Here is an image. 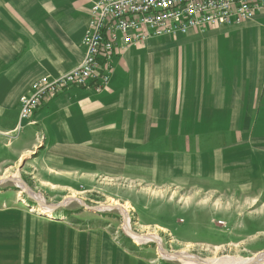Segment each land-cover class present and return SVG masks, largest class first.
Segmentation results:
<instances>
[{
    "label": "crops",
    "instance_id": "1",
    "mask_svg": "<svg viewBox=\"0 0 264 264\" xmlns=\"http://www.w3.org/2000/svg\"><path fill=\"white\" fill-rule=\"evenodd\" d=\"M95 1L0 0V167L38 154L29 176L50 193L135 171L156 179L177 170L202 180L216 170L217 178L242 193L264 194V123L249 145L241 144L238 132L241 88L258 90V103L264 102V9L241 24L152 37L117 51L102 91L95 82L70 88L44 101L15 134L20 98L30 94L34 81L82 62ZM222 81L229 93L225 106ZM222 114L237 116L228 122L237 132L228 150L222 136L214 135L210 149L220 151L222 161L214 166L201 145L209 135L193 137L192 131L219 129ZM0 264L152 263L106 227L81 228L11 201L0 205Z\"/></svg>",
    "mask_w": 264,
    "mask_h": 264
},
{
    "label": "rangeland",
    "instance_id": "2",
    "mask_svg": "<svg viewBox=\"0 0 264 264\" xmlns=\"http://www.w3.org/2000/svg\"><path fill=\"white\" fill-rule=\"evenodd\" d=\"M197 92L195 89L191 91L194 96ZM206 92L199 91L202 94ZM219 94L222 99L220 105H227L229 93L225 81L221 82ZM258 100V90L241 88L242 113L238 132L242 145H249L250 138L258 133L259 125L264 123V102L259 104ZM220 118L222 124L215 131H192L193 137L209 135V140H204L201 145L208 147L211 155L206 157V161L214 166L216 160L222 162L221 152L210 149V144H214L211 143L214 135L222 136L228 150L233 145L232 133L237 132L228 129V122L237 121L236 115L234 119L226 114L220 115ZM24 127L25 124L20 130H15V134L21 133ZM175 149L176 145H172V155ZM192 150L194 152L195 147ZM34 156L38 154L19 159L10 164L11 167H0V180L12 177L25 181L33 194L41 196L48 206L74 197L82 199L89 207L99 206L102 211H93L72 200L47 216L59 214L81 228L106 227L132 251L147 255L152 264H183L164 258L160 248L175 254L194 255L201 260L253 257L264 252V194L242 193L238 187L217 178L216 170H211L210 177L202 180L187 177V174L177 170H172V174L166 178L156 179L151 173L145 175L141 171L138 176L135 171L130 177H97L90 184L80 182L73 187V191L69 190L70 193H50L41 189L39 180H32L29 176L30 171L36 170L31 163ZM11 201L22 202L29 208L35 207L37 209L31 211L44 215L40 213L41 203L35 196L9 181L0 185V205ZM115 206H122L123 209L108 208ZM128 226L137 235L156 236L161 246L154 240L138 243L128 234Z\"/></svg>",
    "mask_w": 264,
    "mask_h": 264
},
{
    "label": "built area",
    "instance_id": "3",
    "mask_svg": "<svg viewBox=\"0 0 264 264\" xmlns=\"http://www.w3.org/2000/svg\"><path fill=\"white\" fill-rule=\"evenodd\" d=\"M263 9L264 0H97L82 40V62L55 78L43 76L34 81L30 94L20 98L15 130L30 121L44 101L70 88L95 82V89L102 91L110 81L111 59L123 48L201 27L241 24Z\"/></svg>",
    "mask_w": 264,
    "mask_h": 264
},
{
    "label": "bare ground",
    "instance_id": "4",
    "mask_svg": "<svg viewBox=\"0 0 264 264\" xmlns=\"http://www.w3.org/2000/svg\"><path fill=\"white\" fill-rule=\"evenodd\" d=\"M18 185L21 189H23L24 191L28 193H31L33 196H35L38 199V201L41 203V207H40L41 213L51 215L53 211L52 208L46 205V203H44L41 196L37 197L36 195L32 193V191L29 188H26L25 185L20 182L18 183ZM108 208H114V207H108ZM123 214L125 215V218L127 219V214L125 211H123ZM126 219H125V222H126ZM127 232L138 243L143 244V243H148L149 241L154 240L155 242H157L159 247L161 246L160 239L157 238L156 236L137 235L129 228V226L127 227ZM160 254L166 259L177 260V261L182 262L183 264H264V252H261L253 257H233L232 256V257H222L218 259H208V260H201V259L197 260L195 259L194 255H190L187 253L175 254L163 248H160Z\"/></svg>",
    "mask_w": 264,
    "mask_h": 264
},
{
    "label": "water",
    "instance_id": "5",
    "mask_svg": "<svg viewBox=\"0 0 264 264\" xmlns=\"http://www.w3.org/2000/svg\"><path fill=\"white\" fill-rule=\"evenodd\" d=\"M9 181H12V182L16 183V185L18 187H19L18 183L20 182V183L24 184L26 188H29V186L26 184L25 181L19 180L17 178H12V177H8V178L1 179L0 180V185H2L4 183H7ZM72 200L79 201L83 206H85L86 208H88L90 210H93V211H102L101 209H99V206H95V207H89V206H87L85 204V202L82 199H80V198H75L74 197V198H72ZM69 201H67V199H65V200L61 201L60 203H58V204H50V206L53 208V210H56V209H58V208H60V207H62L64 205H66ZM110 209L111 210L112 209H123V207L122 206H115L114 208H110ZM110 209H108V210H110ZM195 259L199 260L200 258H198L197 256H195Z\"/></svg>",
    "mask_w": 264,
    "mask_h": 264
}]
</instances>
